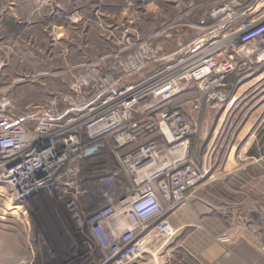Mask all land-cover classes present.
<instances>
[{
  "label": "built area",
  "instance_id": "built-area-1",
  "mask_svg": "<svg viewBox=\"0 0 264 264\" xmlns=\"http://www.w3.org/2000/svg\"><path fill=\"white\" fill-rule=\"evenodd\" d=\"M238 8L225 3L213 10L222 20L216 30L222 26L225 32L205 38L216 42L206 50H199L204 40L199 38L167 55L153 34L127 36L122 48L83 64L68 92L41 108L19 112L0 95L2 195L25 216L37 198H54L80 243L88 250L97 247L99 259L92 264H128L160 250L175 231L167 210L182 202L202 175L192 152L201 106L230 105L235 97L226 92L227 78L253 58L264 60V15L254 20L253 8L239 26H231ZM157 59L164 62L127 78ZM173 64L179 67L164 73ZM192 91L186 105L173 104ZM152 116L157 134L143 140L137 120ZM100 155L112 156L114 168L84 171Z\"/></svg>",
  "mask_w": 264,
  "mask_h": 264
},
{
  "label": "rangeland",
  "instance_id": "rangeland-1",
  "mask_svg": "<svg viewBox=\"0 0 264 264\" xmlns=\"http://www.w3.org/2000/svg\"><path fill=\"white\" fill-rule=\"evenodd\" d=\"M225 3L239 7L230 21L235 27L252 15L249 11L253 8L255 17L264 10V0H0V95H7L19 112L41 108L52 97L68 92L83 64L122 48L127 36L133 40L153 34L152 41L164 54L176 55L199 38L225 32L222 26L216 30L222 20L212 16L213 10ZM163 62L157 59L127 78ZM225 89L230 98L235 97L230 105L201 106L192 152L196 163L205 153L206 163L200 166L202 175L196 186L167 210L175 231L153 254L168 248L179 255L196 254L198 210L203 203L199 182L201 186L213 173V179L231 183L225 171L229 147L264 123V60L253 58L227 78ZM193 94L195 91L182 95L173 104L185 101L186 105ZM137 122L141 139L156 136L155 116ZM217 122L221 125L214 128ZM114 165L112 156L100 155L84 171L105 166L113 169ZM118 183L125 184L124 176H119ZM4 189L0 181V264H92L99 259L97 247L88 250L80 243L68 215L54 198H37L25 216L2 195ZM180 205L184 208L181 216L172 218L170 213ZM21 259L27 261L20 263Z\"/></svg>",
  "mask_w": 264,
  "mask_h": 264
},
{
  "label": "crops",
  "instance_id": "crops-1",
  "mask_svg": "<svg viewBox=\"0 0 264 264\" xmlns=\"http://www.w3.org/2000/svg\"><path fill=\"white\" fill-rule=\"evenodd\" d=\"M228 150L225 171L231 183L213 179V173L201 186L199 182L203 203L198 210L196 254L179 255L168 248L158 254L144 253L129 264H264V123ZM205 163L203 153L197 164ZM183 209L178 206L170 216H181Z\"/></svg>",
  "mask_w": 264,
  "mask_h": 264
},
{
  "label": "bare ground",
  "instance_id": "bare-ground-1",
  "mask_svg": "<svg viewBox=\"0 0 264 264\" xmlns=\"http://www.w3.org/2000/svg\"><path fill=\"white\" fill-rule=\"evenodd\" d=\"M256 14V12H253V15H255ZM258 16H254V20H259V19H261L262 18V16L264 15V10H263V12H258V14H257ZM235 34H236V32L235 33H232L231 35H229L228 37H230V36H235ZM219 37V36H218ZM223 38V37H222ZM214 38H212L211 39V41H209V40H206V39H204L203 40V43L201 44V47L199 48V50L200 51H202V50H206V49H208V48H211L212 46H214L215 45V41H212ZM217 41H219V42H221V41H225V38L224 39H221L220 40V38H218L217 39ZM215 42V43H214ZM191 53V52H190ZM189 53V54H190ZM193 53H191L190 55H192ZM194 56V54L192 55V56H190L189 58H187L188 60L191 58V57H193ZM177 67H179V64H177V65H175V64H173V65H171V66H169L165 71H164V73H170L171 71H175L176 69H177ZM25 258V257H24ZM19 261V260H18ZM27 260H24V259H21L20 260V263H25Z\"/></svg>",
  "mask_w": 264,
  "mask_h": 264
},
{
  "label": "water",
  "instance_id": "water-1",
  "mask_svg": "<svg viewBox=\"0 0 264 264\" xmlns=\"http://www.w3.org/2000/svg\"><path fill=\"white\" fill-rule=\"evenodd\" d=\"M101 144L100 143H97V144H95V145H93V146H90V147H88L87 149H86V153L87 154H89V153H91V152H93L95 149H97V147H99Z\"/></svg>",
  "mask_w": 264,
  "mask_h": 264
}]
</instances>
